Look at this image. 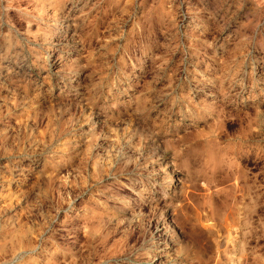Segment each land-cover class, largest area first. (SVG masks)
<instances>
[{"label": "rangeland", "instance_id": "374dc122", "mask_svg": "<svg viewBox=\"0 0 264 264\" xmlns=\"http://www.w3.org/2000/svg\"><path fill=\"white\" fill-rule=\"evenodd\" d=\"M0 264H264V0H0Z\"/></svg>", "mask_w": 264, "mask_h": 264}, {"label": "bare ground", "instance_id": "6f19581e", "mask_svg": "<svg viewBox=\"0 0 264 264\" xmlns=\"http://www.w3.org/2000/svg\"><path fill=\"white\" fill-rule=\"evenodd\" d=\"M166 193V192H165Z\"/></svg>", "mask_w": 264, "mask_h": 264}]
</instances>
